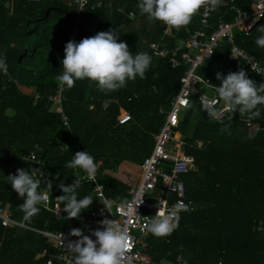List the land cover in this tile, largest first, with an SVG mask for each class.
Segmentation results:
<instances>
[{
	"label": "trees",
	"instance_id": "16d2710c",
	"mask_svg": "<svg viewBox=\"0 0 264 264\" xmlns=\"http://www.w3.org/2000/svg\"><path fill=\"white\" fill-rule=\"evenodd\" d=\"M99 1V7L90 2L77 11L72 0H0V58L7 64V72L0 71V208L28 228L0 225V264H45V258L36 255L51 248L29 229L55 231L72 224L56 197L63 194L61 182L71 185L82 173L64 167L75 152L87 151L94 157L96 180L110 202L124 198L151 151V135L163 121L162 112L169 109L178 91L185 67L171 68L168 58H178L187 50L185 41L198 28V16L179 31H166L161 22H150L140 14L138 0ZM250 2L221 0L223 20L232 21L233 9L248 12ZM260 26H264V15L247 31L234 29L232 42L264 64V48L254 42ZM111 28L119 35L117 42H125L133 55L146 52L152 57L145 78L137 77L110 93L100 92L87 80L76 81L71 89L64 86L60 107L67 126H62L59 115L50 111L49 99L63 73L65 44ZM150 43L164 45L168 56L154 57ZM228 48L222 43L196 69L213 88L220 84L217 72L227 75L220 68ZM205 70L212 76H205ZM244 71L257 85L264 83V78ZM190 104L173 129L184 143L183 153L193 158L194 169L180 177L190 210L179 214V227L170 236L146 238L147 254L154 263L173 264L180 257L186 264H264V106H259L256 118L261 129L249 135L238 113L223 124L204 121L199 114L192 120L194 99ZM124 114L129 121L120 125ZM224 126L228 130L222 132ZM29 154L36 160L30 161ZM31 167L43 173L37 176L40 191L47 190L46 180L52 182L49 209L55 199L62 211L59 219L38 205L40 212L30 221L23 220L19 208L23 199L7 176ZM89 195L94 200L86 210H96L92 184L81 180L77 198Z\"/></svg>",
	"mask_w": 264,
	"mask_h": 264
},
{
	"label": "built area",
	"instance_id": "2783aa9c",
	"mask_svg": "<svg viewBox=\"0 0 264 264\" xmlns=\"http://www.w3.org/2000/svg\"><path fill=\"white\" fill-rule=\"evenodd\" d=\"M90 2L93 7L100 6L99 0H72V5L77 11H81ZM233 12L232 21L228 23L223 20L219 7L212 11L202 8L197 14L198 28L189 34L185 41L187 50L181 52L178 58H168L171 68L185 67L179 79V88L169 109L162 112L163 121L156 132L151 135V151L140 163L136 183L127 190L126 196L119 198L115 203L110 202L104 196L102 185L97 180L94 182L87 181L85 179L86 173L82 171L79 178L92 184V193L98 202V208L90 211L82 210L80 217L73 218L72 224L59 230L29 229L37 233L45 244L51 248L50 252L42 250L36 255V258H45V264H73L72 254L67 252L63 246V243L66 244L69 241L78 239L70 236V231L81 229L84 235H90L92 230L100 227L99 221L115 219L132 237L122 264H169L165 261L154 263L148 256L149 246L146 238L151 233L147 232V225L156 214L159 206L162 207V210H171L178 201L185 203V189L180 177L193 170V158L183 153L182 146L184 143L173 135V129L176 128L181 114L186 110L183 101L190 102L191 99H194L195 104H199L202 108L203 103L214 105L221 114L222 122L209 117V120L213 123H228L238 113L242 128L249 135L261 129L256 118H253L251 114L242 115L238 112V109L231 108L222 101H218L214 93L215 88L210 86L206 79L195 73V70L202 66L222 43H227L229 48L226 61L220 68L222 72L228 74L230 71L237 72L243 69L255 77L264 78V64L258 63L252 55H249L232 42V31L234 29L241 28L247 31L263 17L264 0H251L248 12L238 9H233ZM148 47L151 54L156 58L168 56L169 51L164 45L150 43ZM0 71L4 73V71ZM63 88L64 86L58 81L54 95L49 99L50 111L59 115L62 126H67V119L62 114L60 107V93ZM202 88L212 91L213 94L207 95L202 92ZM127 121H129V115L124 114L119 118L118 124L122 125ZM196 146L201 147V143L196 142ZM32 156V154L28 156L30 161H32ZM139 198H142L143 202L136 206L135 204ZM40 206L50 210L55 219L61 217L62 211L57 206L55 199L50 209L49 200L43 202ZM129 206L136 208L137 214L141 216L139 219H137L134 212H130ZM11 216L9 210L0 208V225L6 228L28 229L23 222L13 220ZM92 239H95V237H92ZM173 264L186 263L180 257H176Z\"/></svg>",
	"mask_w": 264,
	"mask_h": 264
},
{
	"label": "clouds",
	"instance_id": "9594fccd",
	"mask_svg": "<svg viewBox=\"0 0 264 264\" xmlns=\"http://www.w3.org/2000/svg\"><path fill=\"white\" fill-rule=\"evenodd\" d=\"M220 4L221 0H138L137 8L150 22L159 21L165 25L166 31H179L189 25L202 8L212 11ZM132 17L135 18L134 13ZM257 31L260 35L255 39V45L264 48V26L258 27ZM118 38L119 35L111 28L83 38L78 43L74 40L68 41L64 46V58L61 61L63 73L57 77L62 86L71 89L76 81L87 80L90 86L95 84L100 92L110 93L126 87L128 81L137 77L144 79L152 57L146 52L133 55L125 42H117ZM0 70L7 72L6 60L2 58ZM216 79L220 81L219 86L215 88L218 101L238 109L242 115L260 117L259 106H264V83L257 85L248 78L243 69L230 71L226 76L217 72ZM183 104L186 108L191 107L187 100H184ZM202 106L210 118L221 121V114L214 105L203 103ZM92 107L90 105L89 109ZM227 130L228 126L221 129L222 132ZM31 159L35 161L36 157L33 155ZM64 167L79 169L86 173L87 181H96L98 166L94 157L87 151L75 152ZM42 174L39 167H31L28 170L17 169L15 175L7 176L12 189L23 199L19 208L25 221H30L36 216L40 212L38 205L50 199V180H46V191L39 190L40 180L37 176ZM80 186L81 180L78 177L71 185L65 186L63 182L59 185L63 194L56 199L64 204L62 211L67 214L66 219L80 217L81 211L90 208L94 200L90 195L78 199L77 189ZM142 202V198H139L135 205L139 206ZM129 209L135 213L137 219L141 217L134 206H129ZM189 210V205L183 201H178L171 210H162L159 206L148 222L147 232L157 238L170 236L179 227V214ZM99 225L100 227L92 230L90 235H84L81 229H72L69 235L78 239L66 244L62 242L65 250L72 254L73 264H122L132 237L115 219H103L99 221Z\"/></svg>",
	"mask_w": 264,
	"mask_h": 264
},
{
	"label": "rangeland",
	"instance_id": "374dc122",
	"mask_svg": "<svg viewBox=\"0 0 264 264\" xmlns=\"http://www.w3.org/2000/svg\"><path fill=\"white\" fill-rule=\"evenodd\" d=\"M195 73H197L196 70H195ZM211 74H212V72L210 70H205V73H204L205 76L211 77L212 76ZM201 90H202V92L206 93L207 95L212 94L211 91L207 90L206 88H202ZM197 114H199L197 112V110H194L192 115H191L192 120L197 117ZM59 229H61V228L60 227L56 228V230H59Z\"/></svg>",
	"mask_w": 264,
	"mask_h": 264
},
{
	"label": "water",
	"instance_id": "95a60500",
	"mask_svg": "<svg viewBox=\"0 0 264 264\" xmlns=\"http://www.w3.org/2000/svg\"><path fill=\"white\" fill-rule=\"evenodd\" d=\"M196 110L204 121L209 120V116L207 112L199 104H196Z\"/></svg>",
	"mask_w": 264,
	"mask_h": 264
},
{
	"label": "crops",
	"instance_id": "0c3cea01",
	"mask_svg": "<svg viewBox=\"0 0 264 264\" xmlns=\"http://www.w3.org/2000/svg\"><path fill=\"white\" fill-rule=\"evenodd\" d=\"M208 90V89H207ZM210 91V90H209ZM211 93L213 94V92L211 91ZM200 116V115H199ZM182 151H183V149H182ZM186 155V154H185ZM188 156H190V155H188ZM194 169V168H193ZM138 175H139V173L137 174V178H138ZM137 180V179H136ZM136 183V182H135ZM61 229L62 228H64V227H60Z\"/></svg>",
	"mask_w": 264,
	"mask_h": 264
}]
</instances>
